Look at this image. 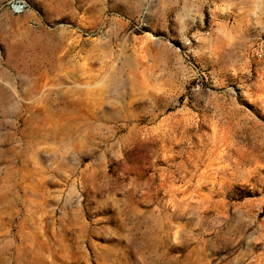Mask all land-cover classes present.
<instances>
[{"label":"rangeland","instance_id":"1","mask_svg":"<svg viewBox=\"0 0 264 264\" xmlns=\"http://www.w3.org/2000/svg\"><path fill=\"white\" fill-rule=\"evenodd\" d=\"M24 1L0 264H264V0Z\"/></svg>","mask_w":264,"mask_h":264},{"label":"built area","instance_id":"2","mask_svg":"<svg viewBox=\"0 0 264 264\" xmlns=\"http://www.w3.org/2000/svg\"><path fill=\"white\" fill-rule=\"evenodd\" d=\"M28 9V4L24 0H0V13L6 10L14 15L23 14ZM131 31L139 32L148 28V23L144 18H140L131 23ZM186 54H189L188 50L191 48V42L186 45ZM188 57V55H186Z\"/></svg>","mask_w":264,"mask_h":264}]
</instances>
